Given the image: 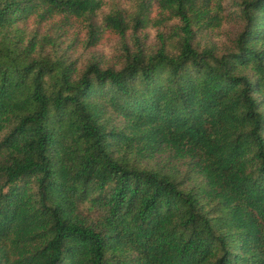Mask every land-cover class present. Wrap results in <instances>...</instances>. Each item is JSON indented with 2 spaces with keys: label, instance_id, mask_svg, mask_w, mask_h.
Instances as JSON below:
<instances>
[{
  "label": "trees",
  "instance_id": "trees-1",
  "mask_svg": "<svg viewBox=\"0 0 264 264\" xmlns=\"http://www.w3.org/2000/svg\"><path fill=\"white\" fill-rule=\"evenodd\" d=\"M224 2L0 0V264H264V0Z\"/></svg>",
  "mask_w": 264,
  "mask_h": 264
},
{
  "label": "rangeland",
  "instance_id": "rangeland-1",
  "mask_svg": "<svg viewBox=\"0 0 264 264\" xmlns=\"http://www.w3.org/2000/svg\"><path fill=\"white\" fill-rule=\"evenodd\" d=\"M235 1L238 0H225L224 6L226 8V14H229L233 11L234 8L233 3ZM238 32L239 31L235 25L227 24V27L220 32V38L226 39L228 37H234ZM143 34H146L147 36L146 35L143 36ZM157 34H158V29L153 26H150L149 28H147L146 30L140 33L141 38H143L146 41L147 47H152V48H156V45L158 44ZM119 43L120 44L122 43L119 37H115L108 34L105 40L103 41V44L94 50L95 53L93 55L106 59L113 58V55H115V48L119 47ZM128 44L130 47H133V41L131 39H128ZM89 53L90 51L84 52L83 54L84 58L88 59L90 57Z\"/></svg>",
  "mask_w": 264,
  "mask_h": 264
}]
</instances>
